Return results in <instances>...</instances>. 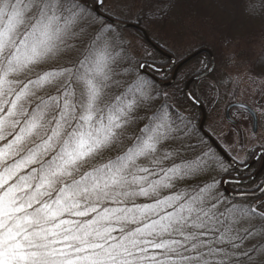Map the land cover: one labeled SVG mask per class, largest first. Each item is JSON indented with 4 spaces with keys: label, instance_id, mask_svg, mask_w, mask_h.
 Masks as SVG:
<instances>
[{
    "label": "snow or ice",
    "instance_id": "snow-or-ice-1",
    "mask_svg": "<svg viewBox=\"0 0 264 264\" xmlns=\"http://www.w3.org/2000/svg\"><path fill=\"white\" fill-rule=\"evenodd\" d=\"M166 15L156 0H0V264H264V181L226 195L247 159L225 160L188 107L224 78L135 47L130 29ZM229 107L254 136L264 85Z\"/></svg>",
    "mask_w": 264,
    "mask_h": 264
},
{
    "label": "rangeland",
    "instance_id": "rangeland-1",
    "mask_svg": "<svg viewBox=\"0 0 264 264\" xmlns=\"http://www.w3.org/2000/svg\"><path fill=\"white\" fill-rule=\"evenodd\" d=\"M167 1L156 0V3L165 7ZM137 2L138 0H128L130 5ZM247 2L248 0H175L169 13L158 23L143 26L149 36L158 40L176 60L183 59L181 53L188 56L200 48L212 51L215 60L213 77H223L224 80L211 102L204 96L201 97L209 108L206 129L231 157L239 154L237 160L240 157L247 159L252 153L249 150L259 149L264 142V116H259L254 136L247 113L243 117L238 111L232 113L239 120L238 127H234L225 117L229 103L236 101L251 105L254 99H259L260 88L264 85V19L260 13L257 16L258 10L256 13L249 12L245 7ZM254 18L257 19L256 22ZM130 31L136 37L135 47L141 55L145 48L153 53L142 37L133 30ZM153 56L156 57L154 53ZM200 61L202 59L193 58L185 67L196 65ZM198 83L195 84L197 91ZM213 129L216 131L213 132ZM229 129L232 130L231 143L234 144L235 151L227 148L229 141L224 139L229 135ZM237 131L243 133V150L238 142L240 137Z\"/></svg>",
    "mask_w": 264,
    "mask_h": 264
},
{
    "label": "trees",
    "instance_id": "trees-1",
    "mask_svg": "<svg viewBox=\"0 0 264 264\" xmlns=\"http://www.w3.org/2000/svg\"><path fill=\"white\" fill-rule=\"evenodd\" d=\"M175 0H168L166 3V10H167V14L169 13V10L171 9L172 7V4H174ZM256 4H257V16H258V13L261 14V17L264 19V10H261V9H264V0H256ZM165 17V16H164ZM163 17V18H164ZM256 19V18H254ZM161 20V19H160ZM257 21V19L255 20V22ZM262 22V21H261ZM130 30H133L137 35H139L140 37H142L143 39V42L145 43V45H147V47H149L153 53L155 54L156 57L155 60L158 64L160 63H166V62H169L170 59H168L167 57H165L164 55L160 54L156 49H154L143 37L142 33L140 32H137L136 29H130ZM151 39L158 45L160 46L161 48L165 49L166 51L170 52L169 50H167L165 47H163V45L158 41V40H155L151 37ZM171 53V52H170ZM172 54V53H171ZM152 57H148L149 59V62H151V59ZM195 58H199V59H202V61L204 62H211L210 60V56L208 53H202L200 55H198L197 57ZM183 70V69H182ZM169 75H171V73L169 72ZM156 78L160 79L159 76H157ZM173 83H175V81H173ZM160 87H165V85H159ZM191 89H195V84H192L191 85ZM201 103L206 107V111H207V115H208V112H209V108L208 106L204 103V100L201 98ZM189 110L194 112L196 117H197V120L198 122L200 123L201 121V118H202V112L200 110V108L196 105L195 107H192L191 105H189ZM205 128H206V125H205ZM207 139V138H206ZM209 143H211V141L209 140ZM220 145V144H219ZM221 146V145H220ZM223 148V146H221ZM226 151V150H225ZM228 153V152H227ZM254 154L251 153V155L247 158V163H249L250 161H252L253 159V156ZM231 157V156H230ZM226 160V159H225ZM258 164L257 165H254L246 170H241V172H243V175L245 177V179L249 178V177H252L253 175H255L256 173V169L258 168ZM238 175V173H237ZM261 181H264V171L262 173H260L256 178H254L253 180H251V182L249 181L248 183H245V184H242L238 187L236 186H232V185H227L228 188L232 191V192H241V190H243L244 188H252V187H255L256 184H259ZM226 195H228L227 193H225Z\"/></svg>",
    "mask_w": 264,
    "mask_h": 264
},
{
    "label": "water",
    "instance_id": "water-1",
    "mask_svg": "<svg viewBox=\"0 0 264 264\" xmlns=\"http://www.w3.org/2000/svg\"><path fill=\"white\" fill-rule=\"evenodd\" d=\"M140 33H142V35H143V37H144V39L154 48V49H156L160 54H162V55H164L165 57H167L168 59H170V61H175V58H174V56L172 55V54H170L168 51H166L165 49H163V48H161L160 46H158L152 39H151V37L149 36V33L147 32V30L143 27V31H141ZM145 33H147V35H145ZM202 53H208L209 54V56H210V60H211V63H212V67L214 68V66H215V60H214V55H213V53H212V51L209 49V48H200V49H198V50H196V51H194L193 53H191L190 55H191V59H193V58H195V57H197L198 55H200V54H202ZM189 56V55H188ZM190 59V60H191ZM189 60V61H190ZM174 66V65H173ZM157 80H159L158 78H157ZM161 85H163V84H161ZM191 85L192 84H190L189 85V88L191 89ZM239 103H241V102H235V103H232V104H239ZM198 107H200V109H201V112H202V118H201V121H200V124H202V131L203 132H207L206 130H205V123H206V120H207V113H206V110H205V108H204V106L202 105V104H199V105H197ZM232 108H234V107H227V110H226V117L228 118V117H230V110L232 109ZM229 119V118H228ZM257 128H258V122H257V124H256V128H255V132L257 131ZM208 133V132H207ZM209 134V133H208ZM209 136L212 138L210 141L212 142L213 140H215L210 134H209ZM207 138V137H206ZM216 141V140H215ZM216 145H219L218 144V142L216 141ZM216 145H214V146H216ZM217 150L218 151H220L221 152V154L224 156V158L226 159V160H230L231 159V157L227 154V152L219 145V147L217 148ZM260 153H262V152H260ZM259 153V154H260ZM258 154V155H259ZM257 158V157H256ZM256 158L255 159H253L252 161H250L249 163H247L246 164V166H245V168H241V170H245V169H248V168H250L252 165H254L255 164V162H256ZM264 169V163H263V165H262V167L260 168V170L255 174V175H253L252 177H249V178H247V179H244V183L243 184H245V183H248L249 181H251V180H253L254 178H256L259 174H260V172L262 171ZM226 188H227V194L228 195H233V196H237L238 198H239V196H240V192L238 193V192H232L228 187H227V185L225 186Z\"/></svg>",
    "mask_w": 264,
    "mask_h": 264
},
{
    "label": "flooded vegetation",
    "instance_id": "flooded-vegetation-1",
    "mask_svg": "<svg viewBox=\"0 0 264 264\" xmlns=\"http://www.w3.org/2000/svg\"><path fill=\"white\" fill-rule=\"evenodd\" d=\"M171 54V53H170ZM176 60V59H175ZM236 102V101H235ZM235 102H231V103H229L228 105H227V107L230 105V104H232V103H235ZM202 104V103H201ZM203 105V104H202ZM204 106V105H203ZM227 107H226V110H227ZM200 108V107H199ZM204 108H205V110H206V107L204 106ZM201 110V109H200ZM226 110H225V117H226ZM234 111H237V109L234 107V108H232L231 110H230V117H231V119H228L227 117V120L234 126V127H238V124H239V120L237 119V118H235V117H233L232 116V113L234 112ZM206 113H207V111H206ZM258 117H259V115H258ZM258 122H259V119H258ZM205 125H206V123H205ZM205 130L214 138V136L205 128ZM257 132V131H256ZM255 132V133H256ZM215 140H216V138H214ZM217 141V140H216ZM218 142V141H217ZM219 144V143H218ZM223 149H224V147H223ZM225 150V149H224ZM227 152V151H226ZM261 151H256L255 152V154L253 155L254 157H253V159H255L256 157V162H255V164L254 165H259L258 166V168L256 169V173L260 170V168L262 167V165H263V163H264V159H261V155H262V153H260ZM260 153V154H259ZM228 154V153H227ZM259 154V155H258ZM229 155V154H228ZM230 156V155H229ZM252 159V160H253ZM254 165H252V166H254ZM251 166V167H252ZM264 171V169L260 172V173H262ZM255 173V174H256ZM228 187V186H227Z\"/></svg>",
    "mask_w": 264,
    "mask_h": 264
}]
</instances>
